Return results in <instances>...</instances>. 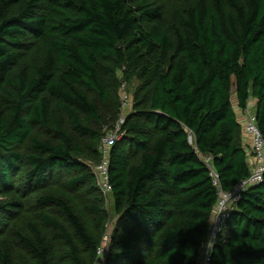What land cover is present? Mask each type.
<instances>
[{
  "label": "trees",
  "instance_id": "1",
  "mask_svg": "<svg viewBox=\"0 0 264 264\" xmlns=\"http://www.w3.org/2000/svg\"><path fill=\"white\" fill-rule=\"evenodd\" d=\"M251 100L264 137V0H0V264H198ZM210 264H264V173Z\"/></svg>",
  "mask_w": 264,
  "mask_h": 264
},
{
  "label": "built area",
  "instance_id": "2",
  "mask_svg": "<svg viewBox=\"0 0 264 264\" xmlns=\"http://www.w3.org/2000/svg\"><path fill=\"white\" fill-rule=\"evenodd\" d=\"M123 89V87H122ZM121 98V114L119 119L114 125V130L112 132L106 133L98 144V151L100 153V160L95 165L93 170L96 175L97 185L103 196L109 194L110 185L108 182V159L111 147L114 142L119 137V125L123 123L124 115L123 112L129 107V99L126 93L123 91ZM241 126L242 134L245 137L250 138V156L253 158V163L250 165L249 175L237 183L230 190H224L220 184L219 177L215 169L212 167L210 158L204 159V165L208 170L209 177L211 178L212 185L216 188L217 200L211 211V219L208 226V234L206 241L201 247V256L199 258L198 264H210V256L212 253L213 245L218 239V235L222 234L224 225L229 216L230 210L234 204H236L242 193L249 187L258 185L263 180L264 173V137L262 136L260 130L256 124L255 114L253 112V106L248 104V106L241 110ZM189 139H191L189 137ZM224 209L223 212L216 217L214 221V214L219 212L220 209ZM108 240V236L105 235L102 240V245L98 247L97 254L101 256L104 253L105 245Z\"/></svg>",
  "mask_w": 264,
  "mask_h": 264
},
{
  "label": "crops",
  "instance_id": "3",
  "mask_svg": "<svg viewBox=\"0 0 264 264\" xmlns=\"http://www.w3.org/2000/svg\"><path fill=\"white\" fill-rule=\"evenodd\" d=\"M254 103H255V101H253V100H251L249 102V104L251 106H254ZM240 111H241L240 109L235 108V112L237 114V119H238L239 123H240V120H241V112ZM242 136H243V142H244V145H245V150H246V152L248 154V165L250 166L253 163V158L250 156V149H251L250 141L251 140H250V138L245 137L243 134H242Z\"/></svg>",
  "mask_w": 264,
  "mask_h": 264
},
{
  "label": "rangeland",
  "instance_id": "4",
  "mask_svg": "<svg viewBox=\"0 0 264 264\" xmlns=\"http://www.w3.org/2000/svg\"><path fill=\"white\" fill-rule=\"evenodd\" d=\"M135 84H136V83H134L133 85H135ZM128 98H129V97H128ZM124 114H125V112H123V114H122V115H124ZM111 127H112V128H111ZM111 127H110V126H108V125H107V126H104V132H105V134H106V133H109V132H112V131L114 130V126H113V125H111ZM120 136H121V135H119V137H120ZM119 137H118V138H119ZM90 165H91V169H93V170H94V169H95V165H96V164H90ZM109 209H110V210H112V207H111V205L109 206ZM111 220H112V219H110V221H111Z\"/></svg>",
  "mask_w": 264,
  "mask_h": 264
},
{
  "label": "clouds",
  "instance_id": "5",
  "mask_svg": "<svg viewBox=\"0 0 264 264\" xmlns=\"http://www.w3.org/2000/svg\"><path fill=\"white\" fill-rule=\"evenodd\" d=\"M223 211H224V209L222 208V209H220L219 212L215 213V214H214V218H213L212 221H214V220L216 219V217L220 214V212H223Z\"/></svg>",
  "mask_w": 264,
  "mask_h": 264
},
{
  "label": "bare ground",
  "instance_id": "6",
  "mask_svg": "<svg viewBox=\"0 0 264 264\" xmlns=\"http://www.w3.org/2000/svg\"><path fill=\"white\" fill-rule=\"evenodd\" d=\"M216 1V0H215Z\"/></svg>",
  "mask_w": 264,
  "mask_h": 264
}]
</instances>
